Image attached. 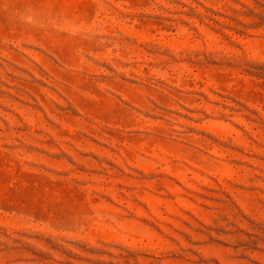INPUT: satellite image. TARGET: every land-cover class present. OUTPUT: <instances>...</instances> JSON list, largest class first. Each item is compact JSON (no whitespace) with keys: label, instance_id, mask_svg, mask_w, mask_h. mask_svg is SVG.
I'll list each match as a JSON object with an SVG mask.
<instances>
[{"label":"rangeland","instance_id":"obj_1","mask_svg":"<svg viewBox=\"0 0 264 264\" xmlns=\"http://www.w3.org/2000/svg\"><path fill=\"white\" fill-rule=\"evenodd\" d=\"M0 264H264V0H0Z\"/></svg>","mask_w":264,"mask_h":264}]
</instances>
